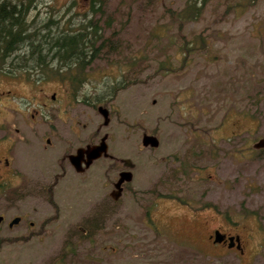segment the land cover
<instances>
[{
  "label": "rangeland",
  "instance_id": "1",
  "mask_svg": "<svg viewBox=\"0 0 264 264\" xmlns=\"http://www.w3.org/2000/svg\"><path fill=\"white\" fill-rule=\"evenodd\" d=\"M67 1L39 0L27 20L47 38L52 30L76 27L79 21L72 20L89 14L87 0H70L69 19ZM187 1L101 0L93 19L99 18L100 36L115 48L101 46L88 61L85 53L84 65L65 77L36 73L32 87L0 77V87L22 96L12 116L33 109L44 120L76 116L86 124L82 142L107 132L112 149L136 163L115 200L96 175L82 189L70 175L61 176L49 192L62 151L57 144L42 150L49 122L37 118L35 149L22 141L17 156L27 185L18 200L0 202V212L6 220L22 215L42 230L26 229L28 223L4 230L7 221L0 223V264H264V147L252 146L264 136V0H201L196 17L181 19L177 13ZM50 13L44 28L40 22ZM26 70L17 68L16 77ZM69 78L81 81L79 87ZM51 92L58 99L42 107L43 94ZM80 93L85 104L72 101ZM101 102L109 110L105 126L96 110ZM56 125L66 135L67 124ZM142 133L154 134L157 145H141ZM69 137L78 143V126ZM174 152L181 155V170L168 175L166 191L177 190L189 204L160 200L154 208L161 170L171 165L162 155ZM210 162L214 166L202 177L200 167ZM213 227L238 232L244 253L212 246L206 233ZM19 233L21 242L14 239Z\"/></svg>",
  "mask_w": 264,
  "mask_h": 264
},
{
  "label": "flooded vegetation",
  "instance_id": "2",
  "mask_svg": "<svg viewBox=\"0 0 264 264\" xmlns=\"http://www.w3.org/2000/svg\"><path fill=\"white\" fill-rule=\"evenodd\" d=\"M89 1L87 0V11L89 10ZM97 1V0H96ZM39 3V0H33L32 8H35L37 4ZM70 0H68L66 3L64 2L66 11L65 15H67L65 18L69 19L71 16L70 11ZM101 3V0H99L98 3V9L101 11V7L99 8V5ZM102 6V4H101ZM83 12V11H82ZM85 12V11H84ZM86 13V12H85ZM98 13V12H97ZM85 15V14H84ZM84 15L79 16L77 19L72 20L73 22H82V18ZM90 15V14H89ZM94 14H92L93 16ZM99 15V14H98ZM38 12L35 13L34 21L35 25H39L37 19ZM51 16V13L48 15V17L44 20H41L40 23H44L43 26H49L52 21V19L49 17ZM86 16V15H85ZM91 15L89 16V18ZM96 20V24L99 25V18H94ZM48 20V21H47ZM71 22V21H70ZM38 34L33 36V39L35 41V51L34 49H30L28 51H20L18 54H14L13 52L16 50L11 51L7 55L6 53H3L1 55V65L2 63L6 62L8 64H4L0 67V77H3L6 81L9 79L14 83V85L21 83L23 80L29 84L30 87L35 86L37 82V77L33 78L32 75L36 76L37 74H46L47 72L57 73V75H60L65 72H70L74 67H81L79 64H81V61H78V59L81 56H85V51L82 50L81 55H78L77 52H73L71 56L68 58H73V65H70L68 62H64L63 59H57L56 55H54L53 51V45L45 46L44 44H39L38 39H42L43 37H47V35L40 34V30L36 29ZM80 38L81 44L83 46V43L85 41V38ZM48 39V38H47ZM52 43V41H51ZM40 48V50H38ZM83 48V47H81ZM10 54H14L11 56V59H7V57ZM78 56V58H77ZM17 59H22V62H16ZM27 61L32 62V65L26 66ZM9 66V67H6ZM17 68H27V70L24 73H20L21 75L16 77L15 70ZM52 70V71H50ZM43 75V74H42ZM21 76V77H20ZM63 76V74H62ZM61 76V77H62ZM41 79V78H40ZM21 80V81H19ZM81 81H74L73 85L76 87H79ZM75 94V92H74ZM76 95V94H75ZM22 96L20 94H17L12 88H3L0 87V202H6V201H13L18 200L23 193V187L27 185V180L25 175L23 174V170L20 169L19 160L17 158L18 151L21 148V142L24 141L25 144H30V147L35 149V145L33 143V138L36 136L37 133V124L40 123V121L37 119H41L42 122H49L48 125V135L44 138L45 145H43L42 150L46 149V147L56 146V148L59 150L60 155L57 157V168L53 167L52 170L56 171L54 173L55 180L51 182V185L48 187L49 192H51L52 185H55V183L58 181L59 177L70 175L72 177V182L75 185V187H83L92 185V177L97 176L99 180H101V184H109L110 188L107 190V196H109L112 199H117V197L123 192L126 184H128V181L133 178V168L136 166V163L130 158L128 155H120L117 151L112 149L110 146V135L107 132H103L101 135L98 136L97 140H92L90 142H82L81 141V135L85 131L86 124L85 122H80L76 116L72 115H66L65 117L55 116V115H49V118L47 120H44L42 116H39L36 114V110L33 109L34 112H31L28 115H14L12 116L9 111L10 110H16V106L18 101H20V98ZM44 98V101H39V104H41L42 107H45L47 105L46 101H56L58 97L54 94V92H51L48 95L45 93L42 96ZM76 99L78 102L85 104L86 97H82L81 93L79 96H75L72 101L75 102ZM71 101H68L69 103ZM97 105H102L107 110L108 120L107 123H103V117L101 121V125H106L109 122V110L107 109L106 105L102 102ZM96 105V106H97ZM60 106V105H59ZM56 122H61L63 124H67L68 131L66 135L61 133V128L56 125ZM80 125V127H79ZM101 125L97 126V134L99 132V128ZM73 126H78V143H76L74 140L70 141V132L73 128ZM233 132V131H232ZM30 135V137L28 136ZM59 135V138L55 141L54 136ZM105 135V142H106V148L105 150L101 151L100 154L94 158H91L89 161L87 159V156L85 152H79L78 158L75 159V162H72L69 158L70 154H76L77 149L80 147H84L88 144H93L99 142L100 138ZM262 137V136H261ZM65 144V146L63 145ZM244 144V143H243ZM151 147V146H150ZM244 148H240V155H243L241 158L244 157V150H246V146H243ZM264 147V146H262ZM258 147V148H262ZM255 148V147H254ZM206 151L208 154H205L208 156V160H213V155L210 148H206ZM204 156V153L201 157ZM129 159L131 162V166H125L124 165V159ZM162 161L164 164L167 165L168 162L171 163V165L163 171L161 170V182L163 185L162 189L157 191V196H159L158 200H153L154 205L153 207L156 208V204L161 200H170L172 203H177L181 205H188L189 201L186 198H182L179 195H177V190H167L166 191V181L168 179V175L174 171V170H181L179 166H181V155L177 152H174L169 158L167 154L162 155ZM129 162V163H130ZM174 162V163H173ZM214 162V160H213ZM210 162L208 164L209 166L200 167V172L202 171V177L205 173V169L208 167L214 166V163ZM188 166V165H186ZM171 167H174L171 169ZM198 166L196 167V169ZM125 169L130 170V179L124 180L120 183V189L119 194L117 197H113V193L116 192L117 188H115V183L119 177V172ZM65 175V176H64ZM205 176L209 177L210 174H205ZM176 179V178H174ZM31 184L36 182V179L31 178L29 180ZM176 189L177 186H174ZM147 192L151 191V188H147ZM132 193H135L134 190H132ZM48 197H51L50 194ZM15 198V199H13ZM147 213H149V208L147 209ZM174 213H180V212H174ZM16 218L15 220H13ZM7 221V222H6ZM6 222V227H2V229H11L12 226H16L17 224H29V226L26 225V229L32 228V230L41 231V227H34V222L31 220H27L26 217L22 215H14L9 220H6L5 213L0 212V223ZM81 231H85L84 227L79 226ZM217 230L221 233L222 237L220 240H215L214 238V231ZM219 235V236H221ZM230 237V238H229ZM15 240H18L21 242L22 234L19 233V235H16ZM206 239L209 241V243L214 245H222L223 250L230 249L234 250L240 255L244 253V246L242 244L240 234L238 232H231L222 230L218 227L210 228L206 233ZM222 253V252H220Z\"/></svg>",
  "mask_w": 264,
  "mask_h": 264
},
{
  "label": "trees",
  "instance_id": "3",
  "mask_svg": "<svg viewBox=\"0 0 264 264\" xmlns=\"http://www.w3.org/2000/svg\"><path fill=\"white\" fill-rule=\"evenodd\" d=\"M193 0H188L181 12L177 13V16L181 19L185 18H194L198 14V5L201 0H194L195 3H192ZM191 2V3H190ZM33 0H3L0 2V60L1 55L3 53H10L13 50L21 49L23 46L27 49H34V45H30L31 42L35 41L30 36H34L38 34L37 30L32 27L30 24V20H27L31 17V9H32ZM99 0H91L89 1V14L92 15V12H99L98 7ZM101 7V3L99 8ZM89 14H85L82 18V22L77 23L76 27L69 26L64 30H53L51 31L50 38L43 37L42 39H38L39 44H44L48 47V45H53L54 55H56L57 59H63L64 62L72 63L73 58L68 59L73 52H77L78 55H81L82 50L88 54L87 61L91 56H95L100 50L101 46L107 47L109 49L115 48L114 43L109 41L107 38H102L100 36V27L96 24V20L93 19V16L90 18L87 16ZM34 18V16H33ZM35 19V18H34ZM33 19V20H34ZM106 20L105 22H107ZM47 28V26H43ZM48 30V29H46ZM41 36L48 35V32H40ZM84 37L85 41L83 46L81 44L80 38ZM54 37V40H52ZM52 41V43H51ZM83 47V48H81ZM39 47L38 50H40ZM23 49V48H22ZM189 50V48H186ZM35 51V49H34ZM83 56H77L78 61L82 63L80 66L84 65ZM69 63V64H70ZM57 74V73H55ZM62 76V74H61ZM69 77L71 75H68ZM62 77H65L64 75ZM70 79V78H69ZM72 79V77H71ZM70 79V80H71ZM72 83L74 82L71 80Z\"/></svg>",
  "mask_w": 264,
  "mask_h": 264
},
{
  "label": "water",
  "instance_id": "4",
  "mask_svg": "<svg viewBox=\"0 0 264 264\" xmlns=\"http://www.w3.org/2000/svg\"><path fill=\"white\" fill-rule=\"evenodd\" d=\"M96 110L101 114V116L103 117V123H107L108 120V115H107V110L104 106L102 105H97L96 106ZM140 143L141 145L145 146V145H149L151 147H154L157 145L158 140L156 138V136L154 134L151 133H142L141 138H140ZM252 146L255 148L258 147H262L264 146V136L257 138L256 141H254L252 143ZM106 148V142H105V135H103L99 142L97 143H93V144H88L84 147H80L77 149V153L76 154H70L69 158L72 162H75L78 157V153L79 152H85L88 161L91 158H94L96 156H98L100 154V152L103 150H105ZM129 159H124V165L130 167L131 166V162ZM130 179V170L129 169H125L119 172V177L115 183V188H117L116 192L113 193V197H117V195L119 194V189H120V183L122 181H126ZM16 218H14L13 220H15ZM220 232H218L217 230L214 231V238L215 240H220L222 235ZM230 238V237H229Z\"/></svg>",
  "mask_w": 264,
  "mask_h": 264
}]
</instances>
